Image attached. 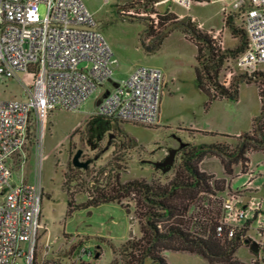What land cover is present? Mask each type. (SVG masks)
<instances>
[{
    "label": "rangeland",
    "instance_id": "rangeland-1",
    "mask_svg": "<svg viewBox=\"0 0 264 264\" xmlns=\"http://www.w3.org/2000/svg\"><path fill=\"white\" fill-rule=\"evenodd\" d=\"M83 1L119 60L115 80L127 79L140 66L163 72L160 123L146 127L110 122L106 127L109 131L102 132L99 122L92 123L93 119L88 117L96 109L97 97L103 93L101 89L79 111L58 109L48 114L41 148H37L36 139L31 138L23 153L13 158L11 182H36L41 151V222L44 227L39 231V256L48 252L47 260L60 264H124L118 256L114 262L113 249L130 238L142 236L134 215L127 214L117 203L80 208L68 214L69 196L63 189L65 175L75 190L77 204L87 201L88 188L104 187L109 178L118 174L122 182L131 179L166 182L173 177L174 169L163 173L150 161H163L170 150L180 149L183 144L220 142L234 148L239 140L233 136L254 132L262 118L259 88L264 89V79L251 82L242 78L237 99L218 98L210 102L198 88L195 72L198 49L192 29L207 36L214 54L228 58L218 74L222 85L229 88L235 78L244 75L234 70L236 58L231 53L240 46L242 36L235 34L233 28L242 29V24L236 14H224L233 11V0L199 1L190 9L172 0ZM175 24L178 26L171 27ZM149 26L154 35L164 30L161 37L166 35L154 52H148L143 44L156 48L158 40L149 36ZM202 48V58L208 59L205 45L202 44ZM258 70L264 74V64H260ZM229 71L235 73L231 78H228ZM26 98L17 80L0 79V100L24 101ZM263 124L264 120H261L259 126ZM111 134L113 138H110ZM126 139L132 144H125ZM79 150L83 151L82 161L92 162L87 169L78 171L73 158ZM175 163H179V154ZM201 168L217 179H226L230 187L221 194L223 197L230 191H242L246 186L247 191L240 197L242 203L251 198L264 202V152L251 154L246 174H242L241 167L237 166L233 176L226 175L216 157L205 159ZM205 203L207 205V201ZM250 235L255 237L254 231L251 230ZM164 256L169 264H208L204 257L189 252L167 251ZM236 256L246 263L253 259L246 245L238 249Z\"/></svg>",
    "mask_w": 264,
    "mask_h": 264
},
{
    "label": "built area",
    "instance_id": "built-area-1",
    "mask_svg": "<svg viewBox=\"0 0 264 264\" xmlns=\"http://www.w3.org/2000/svg\"><path fill=\"white\" fill-rule=\"evenodd\" d=\"M199 1L203 0H172L186 9ZM232 8L224 14H236L247 34L234 70L248 76L262 73L258 66L264 64V0H233ZM118 66L83 0H0V79L17 80L27 97L0 100V264H60L47 260L48 252L38 254L44 227L42 152L35 183L11 182L13 158L23 153L31 138L41 148L50 112L79 111L103 89L89 118L159 125L163 72L140 66L127 79L115 80ZM234 74L229 71L228 78ZM245 188L224 197L219 232L225 227L233 237L247 228L246 241L258 246L256 253L250 250L253 259L248 264H264V202L251 198L242 203Z\"/></svg>",
    "mask_w": 264,
    "mask_h": 264
},
{
    "label": "trees",
    "instance_id": "trees-1",
    "mask_svg": "<svg viewBox=\"0 0 264 264\" xmlns=\"http://www.w3.org/2000/svg\"><path fill=\"white\" fill-rule=\"evenodd\" d=\"M207 1L210 0L202 2ZM176 26L178 24L171 27ZM241 28H233L235 34H242L240 46L231 51L234 59L247 45L246 31L243 26ZM163 32L154 35L152 27L149 26V36L158 41L156 48L143 43L148 52H154L161 46L166 37V35L161 37ZM191 32L196 38V42H193L198 49L196 56L198 65L195 67L197 85L209 97L210 102L218 98L237 99L242 78L251 82H261L264 79L263 73L242 75L233 80L231 87L226 88L218 81V74L228 58L214 54L212 42L207 36H203L195 29ZM202 44L209 53L208 59L202 58ZM259 94L263 103L261 120H264V89L259 88ZM100 119L102 118L93 119L92 123ZM259 122L253 133L233 136L239 140L234 148L220 142L185 145L179 151V163L177 165L175 163L172 168L173 177L166 182L156 179L152 182L145 179L122 182L118 174L109 178L104 187L96 185L92 190L88 188L87 201L77 204L75 190L69 183L68 175H65L63 189L69 196L68 214L80 208L117 203L127 214L134 215L135 221L140 225L142 236L130 238L120 247H115L114 262L118 256L124 264H147L148 261L151 264H169L164 256L165 252L183 251L204 257L208 264H248L236 256L238 249L245 245L248 229L238 231L233 237H229L228 229L225 227L222 233L219 232L225 197L221 194L230 186H227L226 179H217L215 175L204 171L201 164L208 157H216L226 175L233 176L237 166L241 167L242 174L248 173L250 155L256 151L264 152V124L259 126ZM127 142L132 144L131 140L126 139L125 144Z\"/></svg>",
    "mask_w": 264,
    "mask_h": 264
},
{
    "label": "water",
    "instance_id": "water-1",
    "mask_svg": "<svg viewBox=\"0 0 264 264\" xmlns=\"http://www.w3.org/2000/svg\"><path fill=\"white\" fill-rule=\"evenodd\" d=\"M99 103L100 102L98 101L97 105ZM110 138H113L112 134L110 135ZM184 147H185V144H183L180 149L170 150L168 156L163 161H150V163L153 164L156 169H160L164 173H168L171 171L172 167L174 166L176 162L177 156L179 154V150H181ZM82 156H83V151L81 150L77 151V153L75 154L73 158V165L77 168L87 169L92 161L87 160L84 162L82 161ZM245 245L248 246L252 252L256 253L258 251V246L256 244H250L249 241H246Z\"/></svg>",
    "mask_w": 264,
    "mask_h": 264
},
{
    "label": "flooded vegetation",
    "instance_id": "flooded-vegetation-1",
    "mask_svg": "<svg viewBox=\"0 0 264 264\" xmlns=\"http://www.w3.org/2000/svg\"><path fill=\"white\" fill-rule=\"evenodd\" d=\"M98 127H99V130H101L102 132H108L109 130H106V127L108 126V124L110 123V121L106 120V119H100L98 121ZM83 157V156H82ZM153 165V164H152Z\"/></svg>",
    "mask_w": 264,
    "mask_h": 264
},
{
    "label": "crops",
    "instance_id": "crops-1",
    "mask_svg": "<svg viewBox=\"0 0 264 264\" xmlns=\"http://www.w3.org/2000/svg\"><path fill=\"white\" fill-rule=\"evenodd\" d=\"M251 156V155H250Z\"/></svg>",
    "mask_w": 264,
    "mask_h": 264
}]
</instances>
